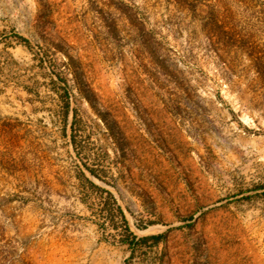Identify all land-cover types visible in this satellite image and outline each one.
Wrapping results in <instances>:
<instances>
[{
  "label": "rangeland",
  "instance_id": "374dc122",
  "mask_svg": "<svg viewBox=\"0 0 264 264\" xmlns=\"http://www.w3.org/2000/svg\"><path fill=\"white\" fill-rule=\"evenodd\" d=\"M262 184L264 0H0V264H264Z\"/></svg>",
  "mask_w": 264,
  "mask_h": 264
},
{
  "label": "crops",
  "instance_id": "0c3cea01",
  "mask_svg": "<svg viewBox=\"0 0 264 264\" xmlns=\"http://www.w3.org/2000/svg\"><path fill=\"white\" fill-rule=\"evenodd\" d=\"M88 213L81 210L77 216L80 227L67 229L66 237L57 246L70 248L67 255L75 256L80 264H120L127 256L122 251L123 246H114L104 240L98 225L85 219Z\"/></svg>",
  "mask_w": 264,
  "mask_h": 264
},
{
  "label": "trees",
  "instance_id": "16d2710c",
  "mask_svg": "<svg viewBox=\"0 0 264 264\" xmlns=\"http://www.w3.org/2000/svg\"><path fill=\"white\" fill-rule=\"evenodd\" d=\"M64 101H65V116H67L68 114V111H69V104H68V98H67V95L64 94V97H63ZM89 172L96 176L94 170L92 169H88ZM79 176L81 178H85L84 174L81 172L79 174ZM86 182L88 183V185L92 188H95V189H98V190H101L100 188H98L96 185H94L91 181H89L88 179H86ZM259 188H264V184L258 186ZM108 197H111L112 198V195L111 193L108 192ZM118 210L120 212V214L122 215V218L124 220V228H125V237L122 238V242L127 244L130 248H132L133 250L135 248H142V247H146V246H149V245H156L158 244L160 238L159 236H145V237H141V238H137L133 232L130 230L129 228V225L127 223V220L125 219V216L121 210V208L118 206Z\"/></svg>",
  "mask_w": 264,
  "mask_h": 264
}]
</instances>
